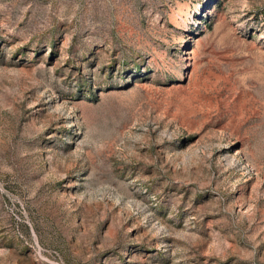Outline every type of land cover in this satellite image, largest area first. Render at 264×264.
<instances>
[{"label":"rangeland","instance_id":"obj_1","mask_svg":"<svg viewBox=\"0 0 264 264\" xmlns=\"http://www.w3.org/2000/svg\"><path fill=\"white\" fill-rule=\"evenodd\" d=\"M0 264H264V0H0Z\"/></svg>","mask_w":264,"mask_h":264}]
</instances>
